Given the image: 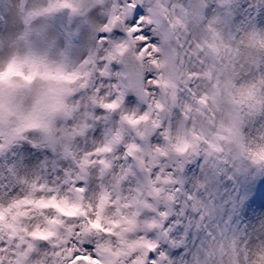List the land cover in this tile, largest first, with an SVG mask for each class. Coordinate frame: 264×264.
I'll return each instance as SVG.
<instances>
[{
	"label": "rangeland",
	"instance_id": "1",
	"mask_svg": "<svg viewBox=\"0 0 264 264\" xmlns=\"http://www.w3.org/2000/svg\"><path fill=\"white\" fill-rule=\"evenodd\" d=\"M22 3L23 0L21 9L17 10L14 0H0V12L5 5L11 4L17 23L15 30L0 35V135L15 139L30 130L37 131L41 140L53 146L61 145L76 164H81L83 158H87L95 165L89 168L85 178L68 176L63 183L69 187L64 191L58 186H37L34 177L29 176L22 185L21 195L6 204H0V236H6L8 240L15 237L9 241L16 244L14 251H17V256L13 259V264H25L29 254L36 250V243L32 242L33 236L53 235L51 218L56 212L55 199H60L62 205L68 204L70 189L83 191L75 187V179L87 180L94 175L108 176V183L112 187H102L99 192H90L86 198L87 209L92 211L98 199L101 208L106 204L109 215L116 207L126 212L128 221L140 222L142 211L149 208L155 210L156 207L155 203L150 204L146 197L152 196L154 200H159L162 194L169 195L165 193L163 186L172 183L171 174L158 173L155 180L147 175L151 168L160 162L159 157L167 156L171 162L177 156L199 148V142L205 139V131L212 136V140L208 141L209 147L218 149L219 144L216 141L235 139L238 136L237 116L234 111L236 106L252 98L259 103L258 85L251 81L237 83L230 72V62L220 63L225 55L227 41L221 37L219 31L209 26V30H201L197 36L207 46L206 54L211 57L201 73L211 81V87L200 99L201 107L195 111L203 115L202 108L207 107L213 116L219 113L215 121L206 117L208 124L215 122L216 131L211 132L210 129L197 127L195 124L188 126L185 120H177L175 125L170 123L164 126L163 144L153 146L139 143L138 135L142 129L148 130L152 135L171 113L172 108L179 106L181 83L195 75L189 71L182 54L170 43L175 38L176 28L184 27L190 18L185 16L169 20V10L161 0H156L154 6L161 8L164 14L162 25L157 27L161 33L160 46L153 48L152 52H137L136 41L132 40L130 43L127 57L132 59L141 71L152 68L157 70L154 83L159 86L160 91L155 97L146 92L147 100L144 103L148 104V108L141 111L140 105H124L123 91L111 101L107 99V93L98 97L95 90L87 93V99L77 97L76 94L81 92L78 82L92 69L87 66L91 59L87 65L81 66L78 51L49 49L41 44L36 34L40 33L50 20L45 18L35 24L22 25L20 20L28 16L27 11L22 9ZM256 3L258 0H237V20L253 19L256 23H264V8L260 9L258 17L255 16L253 5ZM45 5L46 0H31L33 12ZM120 18L113 15L112 23ZM165 21H168L167 25ZM242 43L240 52L245 55L249 48L264 49V38L258 36L248 37ZM124 45L125 42L115 45L108 52V58L124 64L117 56L118 50ZM156 52H159L158 56L155 55ZM233 54H236L235 49ZM145 57L149 59L145 61ZM160 103L164 104L161 118L157 116ZM97 104L111 105L105 116L107 129L103 136L95 141L89 140L87 146L78 142L69 148L64 141L74 140L77 135L83 136L84 131L91 126L88 120L92 113L80 109ZM185 106L190 107L187 104ZM69 120H72L71 124L68 123ZM122 144L126 148L124 155L133 159L131 163L120 165L113 171L115 158L120 155L116 150ZM14 151L18 154H31L34 162L42 160L46 154L28 144H22ZM94 153L97 155H93ZM96 165H99V168L92 172L91 169L96 168ZM245 167L247 170L234 173L231 164L225 165L214 157H208L206 160L203 153L189 159L183 172L184 189L196 194L197 201L185 205L184 198L181 197L175 205L176 210L171 219L180 223H174L173 234L182 243L169 251L177 254V258L187 253V258L190 259L191 253L196 252L202 245L210 244L213 237H218L221 231L229 235L250 234L254 238L264 234V172L248 166L247 162ZM137 173H142L143 176H138L136 185L128 191L122 180ZM233 174L235 178L229 179ZM197 181L205 182V186L198 188ZM157 183L161 186L157 187ZM37 192L40 194L37 195ZM193 203L197 204L199 210L192 206ZM157 224L158 222L151 221L147 227H156ZM77 227L79 233L75 232ZM143 227L141 224L134 228L125 226L126 229H119L110 237L99 240L98 252L103 259L100 264H125L127 257L133 253L130 249L140 253L131 264H141L145 248L154 243L144 236L136 235ZM85 231L86 221L79 220L71 225L65 224L57 236L49 238V242L62 252L58 259L61 264L65 257L69 256L67 251L71 249L65 248V243L73 235L83 238L84 235L81 234ZM22 245L25 247L21 249ZM18 253L24 254L23 257ZM31 264H45L43 255Z\"/></svg>",
	"mask_w": 264,
	"mask_h": 264
},
{
	"label": "snow or ice",
	"instance_id": "2",
	"mask_svg": "<svg viewBox=\"0 0 264 264\" xmlns=\"http://www.w3.org/2000/svg\"><path fill=\"white\" fill-rule=\"evenodd\" d=\"M155 2L156 0H46L44 7L33 12L31 0H23L22 9L27 11L28 16L21 19L20 23L27 26L29 23L35 24L39 20L49 19L50 23L36 34L41 44L49 49L76 50L79 52L81 63L91 59V63L87 65L92 68L91 87L81 90L76 94L77 97L87 99V93L95 90L98 97L107 93V99L111 101L123 91L124 105H140L143 111L148 108V104L143 102L140 93L147 92L155 97L160 91L159 86L154 83L157 70L155 68L143 70L135 77L138 83L125 89V85H128L132 78L120 75L124 65L116 60H110L108 52L115 45L130 40L136 41L137 52L144 50L152 52L153 48L160 46V29L147 19ZM161 2L169 10V20L185 16L190 18L184 27L176 28L175 38L170 43L179 54H182L189 71L195 75L181 83L179 106L173 107L161 126L153 131L149 137V145L163 144L164 126L170 123L175 125L177 120H185L188 126L195 124L197 127L204 126L211 132L216 131L215 122L208 124L206 117H211L215 121L219 113L213 116L207 107L202 108L203 115L195 111L201 107L200 99L211 87V81L201 75L211 57L206 54L207 46L197 36L201 30H209V26L219 31L221 37L227 41L225 55L220 63L230 62L229 69L237 83L251 81L258 85L259 103L252 98L236 106L234 111L237 116L238 136L235 139L218 140L216 143L219 144V148H211L208 141L212 140V136L205 131V139L199 142V148L183 156H177L171 162L169 157L160 156V162L147 173L153 180L158 173L171 174L173 180L172 183L163 186L168 196L162 194L159 200H154L152 196L146 197L150 204L155 203V210L149 208L140 213L139 220L144 227L136 235L154 242L143 253L144 264H264V234L254 238L250 234L229 235L221 231L218 237H213L210 244L202 245L196 252L191 253L190 259L187 258L189 255L187 253L177 258V254L169 251L170 248H177L178 244L182 243L173 234L174 223H180L171 219L176 210L175 205L181 197L184 198L185 205L197 201L196 194L184 189L183 172L190 158L203 153L206 160L208 157H214L225 165L231 164L234 173L247 170L245 162L248 166L255 167L257 171L264 172V49L249 48L247 55L240 52L243 47L242 41L246 38L256 36L264 38V23H256L253 19L238 21L237 0H161ZM14 4L17 10L21 9V0H14ZM253 8L255 16L258 17L260 9L264 8V0H258ZM113 15L121 17L114 24ZM165 24L167 25L168 21H165ZM16 28L13 7L7 4L0 12V35ZM233 49L236 50L235 55ZM155 55L158 56L159 52ZM144 59L147 61L149 58ZM186 104L190 107L186 108ZM110 107V104L82 107L81 111L87 110L92 113L88 120L91 126L84 131L83 136L77 135L74 140L66 139L64 143L69 148L78 142H83L87 146L89 140L95 141L102 137L107 129L105 116ZM68 123L71 124L72 120ZM39 137V132L31 130L15 139L0 135V204H6L12 198L21 195L22 185L29 176L34 177L37 186L40 184L58 186L64 191L69 185L63 181L79 172L75 160L61 145L53 146ZM22 144L31 145L35 150H43L46 153L44 158L34 162L31 154H18L14 151ZM116 151L120 155L115 158L113 171L120 165L131 163L133 159L124 155L126 148L123 144ZM97 168L99 165L91 171L96 172ZM138 176L142 177L143 174L129 175L122 180L128 191L136 185ZM234 178V174L229 176V179ZM74 184L76 188L84 191L86 198L93 190L99 192L102 187H112L108 183V176L100 175H94L87 180L75 179ZM160 186L157 183V187ZM204 186L205 182L197 181L198 188ZM39 194L37 192V195ZM192 206L197 208L196 203ZM151 221L158 222V227H147V223ZM75 232L79 233V227ZM107 235L105 233L100 237L89 235L83 238L73 235L64 245L72 251L71 255L65 257L63 264H72L73 260H76V264H87L83 259L85 256L100 259L98 242ZM23 247L25 246L22 245L21 249ZM14 249H16L14 242L10 243L6 236H0V264H13V259L17 256ZM57 250V246L49 241H38L36 250L29 254L25 264H31L41 255L45 264H53L54 259H59L53 255ZM139 254L132 253L127 257L125 264H131Z\"/></svg>",
	"mask_w": 264,
	"mask_h": 264
},
{
	"label": "water",
	"instance_id": "3",
	"mask_svg": "<svg viewBox=\"0 0 264 264\" xmlns=\"http://www.w3.org/2000/svg\"><path fill=\"white\" fill-rule=\"evenodd\" d=\"M151 22H154L155 24H158V23H159L158 17H157V15L155 14L154 11L151 12ZM138 74H139L138 71L133 70L132 68L129 69V71H128V77H131V78H132V79L129 80V87H130V86H133V85L136 84V83H138V81L135 79V77H136ZM140 94H141V96H142V99H144V97H145L144 92H141ZM144 138L147 139L146 136H145Z\"/></svg>",
	"mask_w": 264,
	"mask_h": 264
}]
</instances>
